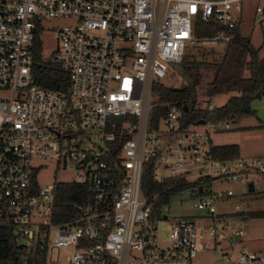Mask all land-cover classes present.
<instances>
[{"label":"built area","instance_id":"2783aa9c","mask_svg":"<svg viewBox=\"0 0 264 264\" xmlns=\"http://www.w3.org/2000/svg\"><path fill=\"white\" fill-rule=\"evenodd\" d=\"M243 2L0 0V90L10 92L0 97V227L18 245L44 248L47 264H64L54 256L60 247L69 251L65 264H192L199 251L232 249L243 230L229 227L216 202L234 193L215 181L264 173V156H214L210 134L228 129L231 116L198 127L199 121L183 124V108L170 104L154 124L150 96L171 77L187 44L230 43ZM255 11L264 19V5ZM47 18L67 19L51 27L52 52H39L66 74L64 88L43 87L32 72L33 41ZM197 19L221 28L196 35ZM44 159L65 163L72 176L39 185L36 162ZM148 163L154 182L182 176L189 183L177 193L189 192L196 215L169 216L164 208L173 195L154 207L141 186ZM69 181L86 184L93 201L74 202L75 216L54 222V186ZM222 254L232 264H264V251L239 248L232 261Z\"/></svg>","mask_w":264,"mask_h":264},{"label":"trees","instance_id":"16d2710c","mask_svg":"<svg viewBox=\"0 0 264 264\" xmlns=\"http://www.w3.org/2000/svg\"><path fill=\"white\" fill-rule=\"evenodd\" d=\"M221 27L213 22L204 23L195 21L196 35L211 34ZM231 31V41L224 48L221 57L214 61L193 58L187 59L184 55L179 63L181 75L185 82L179 87L157 83L153 87L156 100L151 108L152 123L165 114L167 105H176L180 108L187 106L183 111V124L204 120H224L231 116L236 118L252 114V100L264 95V56L259 55L258 47L254 46L248 35L241 33L239 23ZM34 62L32 66L35 82L43 87L64 88L66 74L50 59L43 58L39 52L41 41L39 34L35 35ZM211 72L206 83V94L210 98L218 93L234 91L224 104L217 105L208 111L198 104L196 86L199 84L202 69ZM209 101V100H207ZM121 120L120 116H114ZM109 129V128H108ZM214 156L219 158L238 155L236 143L213 144L211 147ZM189 183L182 176L167 178L162 182H154L151 178L149 163L145 165L141 186L143 193L153 203L155 208L167 203L172 195ZM93 192L86 184L73 181L58 182L54 186L53 221L62 222L75 216L72 205L74 202L90 204L93 201ZM0 264H47L45 249L35 246L28 249L18 245L10 236L9 229L0 227Z\"/></svg>","mask_w":264,"mask_h":264},{"label":"rangeland","instance_id":"374dc122","mask_svg":"<svg viewBox=\"0 0 264 264\" xmlns=\"http://www.w3.org/2000/svg\"><path fill=\"white\" fill-rule=\"evenodd\" d=\"M263 5L264 0H244L243 2V20L241 23V30L244 34L251 35V41L255 45H261L259 49V55L264 56V19L259 12L255 11V6ZM67 23V19L64 18H47L45 19L46 29L40 34L42 53L47 56L57 45L51 27L54 25H61ZM225 47L221 46H203L196 43L187 44L185 49V58L187 59H205L207 61H214L221 57ZM211 77V72L207 69H202L201 78L199 84L196 86V99L200 106H204L209 100L213 105H222L226 100L236 92L228 91L210 96L206 94V83ZM186 80L181 75L179 64L174 68L171 77L164 80L166 85H172L179 87ZM10 94L9 91L0 90V97L6 98ZM151 102L156 100V97L151 93ZM259 98L252 100L251 108L254 111L252 114L243 115L238 118L230 120V127L226 130L213 131L210 134L212 143L225 144L233 139H237L239 144V152L243 153L246 148L251 149L255 144L262 143L263 138L254 136H244L245 123L255 122L260 114L259 110ZM258 121V120H257ZM220 123H217L219 125ZM163 127L164 124L161 123ZM209 123L205 122L199 124L198 127H209ZM255 129V128H254ZM239 132L242 140H239L237 133ZM236 134V135H235ZM91 137L96 138L94 130H91ZM246 138V139H245ZM99 141V140H98ZM244 142V143H243ZM242 155H248L246 153ZM36 163H40V167L35 172V178L39 185L50 184L55 180H67L70 178L71 172L66 168L65 163L57 166L56 161L44 159L39 160ZM252 180L253 190L249 191L247 182ZM242 180H234L230 183L216 180L215 187L221 189L230 188L233 190L234 196L222 201H217L218 210H226L229 217L230 228H241L243 234L237 238L233 248H226L223 245H219L216 248L205 249L197 252L196 256L192 260V264H232L223 257L222 253H226V256H230L231 261L234 260L233 256L239 248H245L247 250L264 251V173L254 174L250 178ZM182 199V200H181ZM181 200V201H179ZM240 203V209H234L233 204ZM165 206V205H164ZM169 216L176 218H187L196 215L199 210L192 207L191 198H189V192H182L173 195L170 199L169 206H165ZM167 230L165 229V223H161L159 237L161 241L165 239ZM54 236V229L49 231V240L52 241ZM216 249V250H214ZM69 251L65 247L55 249L54 256L58 257V260L62 263H67V255Z\"/></svg>","mask_w":264,"mask_h":264},{"label":"crops","instance_id":"0c3cea01","mask_svg":"<svg viewBox=\"0 0 264 264\" xmlns=\"http://www.w3.org/2000/svg\"><path fill=\"white\" fill-rule=\"evenodd\" d=\"M242 12H243V9H242ZM242 12H241V19H240V22H239V29H240L241 33L244 34L243 31L241 30V23H242V20H243ZM244 35H248L250 37V39H251V35L250 34H244ZM253 45L258 47V49H260V46H261L260 44L259 45L253 44ZM259 99H260L259 100V104L260 105H259V110L258 111L260 112V114H258V117L256 118L258 121L257 120L255 121L257 123H253V122L245 123V128L246 129L244 131V136L246 138H248V136H254V137H258V138H263V142L262 143L259 142V143L255 144V145H253L254 147L251 148V149L246 148L243 153H240L239 149H238V155H242V154L246 153L249 156H252V155L264 156V95H262ZM235 137H237L239 140H242V138L240 137L239 132L237 133V135ZM237 142H238L237 139H233V140L229 141L228 143H236L238 145V147H239V144Z\"/></svg>","mask_w":264,"mask_h":264},{"label":"water","instance_id":"95a60500","mask_svg":"<svg viewBox=\"0 0 264 264\" xmlns=\"http://www.w3.org/2000/svg\"><path fill=\"white\" fill-rule=\"evenodd\" d=\"M183 110H187V106L186 105H183ZM200 123H203L204 122V119H200L199 120ZM254 188H253V185H252V182H248V190L249 191H252Z\"/></svg>","mask_w":264,"mask_h":264}]
</instances>
